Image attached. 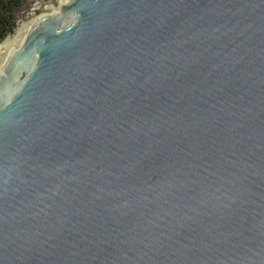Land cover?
I'll return each mask as SVG.
<instances>
[{"label": "water", "instance_id": "water-1", "mask_svg": "<svg viewBox=\"0 0 264 264\" xmlns=\"http://www.w3.org/2000/svg\"><path fill=\"white\" fill-rule=\"evenodd\" d=\"M0 264H264V0H35L0 45Z\"/></svg>", "mask_w": 264, "mask_h": 264}, {"label": "flooded vegetation", "instance_id": "flooded-vegetation-1", "mask_svg": "<svg viewBox=\"0 0 264 264\" xmlns=\"http://www.w3.org/2000/svg\"><path fill=\"white\" fill-rule=\"evenodd\" d=\"M10 1L12 0H9L8 2L11 3ZM34 1L35 0H23L17 11L11 13V20L5 23L4 28L0 30V36L2 37V40H0V45L7 37L14 35L16 27L20 24L21 19H24L27 16L28 8Z\"/></svg>", "mask_w": 264, "mask_h": 264}, {"label": "trees", "instance_id": "trees-1", "mask_svg": "<svg viewBox=\"0 0 264 264\" xmlns=\"http://www.w3.org/2000/svg\"><path fill=\"white\" fill-rule=\"evenodd\" d=\"M0 0V30L4 28V24L11 20V13L16 12L23 0ZM9 4V7H8ZM0 40L2 37L0 36Z\"/></svg>", "mask_w": 264, "mask_h": 264}]
</instances>
